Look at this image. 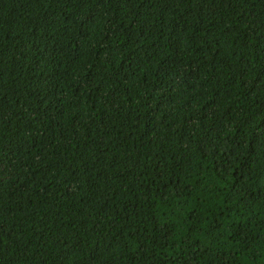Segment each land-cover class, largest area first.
Segmentation results:
<instances>
[{
	"label": "trees",
	"instance_id": "1",
	"mask_svg": "<svg viewBox=\"0 0 264 264\" xmlns=\"http://www.w3.org/2000/svg\"><path fill=\"white\" fill-rule=\"evenodd\" d=\"M0 264H264V0H0Z\"/></svg>",
	"mask_w": 264,
	"mask_h": 264
}]
</instances>
